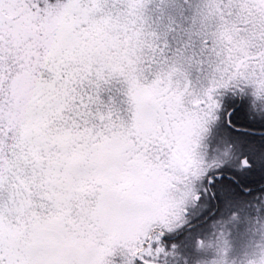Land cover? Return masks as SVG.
Segmentation results:
<instances>
[{
    "label": "snow or ice",
    "instance_id": "1",
    "mask_svg": "<svg viewBox=\"0 0 264 264\" xmlns=\"http://www.w3.org/2000/svg\"><path fill=\"white\" fill-rule=\"evenodd\" d=\"M0 264H264V0H0Z\"/></svg>",
    "mask_w": 264,
    "mask_h": 264
},
{
    "label": "flooded vegetation",
    "instance_id": "2",
    "mask_svg": "<svg viewBox=\"0 0 264 264\" xmlns=\"http://www.w3.org/2000/svg\"><path fill=\"white\" fill-rule=\"evenodd\" d=\"M233 119H234V121H236L237 118H233Z\"/></svg>",
    "mask_w": 264,
    "mask_h": 264
},
{
    "label": "rangeland",
    "instance_id": "3",
    "mask_svg": "<svg viewBox=\"0 0 264 264\" xmlns=\"http://www.w3.org/2000/svg\"><path fill=\"white\" fill-rule=\"evenodd\" d=\"M233 118H236L235 116Z\"/></svg>",
    "mask_w": 264,
    "mask_h": 264
}]
</instances>
